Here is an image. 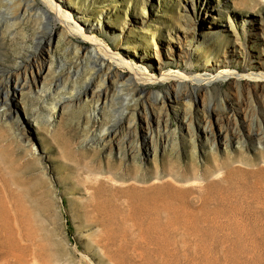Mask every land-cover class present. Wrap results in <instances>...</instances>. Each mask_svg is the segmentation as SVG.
Instances as JSON below:
<instances>
[{"label":"rangeland","instance_id":"1","mask_svg":"<svg viewBox=\"0 0 264 264\" xmlns=\"http://www.w3.org/2000/svg\"><path fill=\"white\" fill-rule=\"evenodd\" d=\"M50 1L150 73L229 74L175 108L49 29L47 0H0V264H264V94L236 100L264 0Z\"/></svg>","mask_w":264,"mask_h":264},{"label":"bare ground","instance_id":"2","mask_svg":"<svg viewBox=\"0 0 264 264\" xmlns=\"http://www.w3.org/2000/svg\"><path fill=\"white\" fill-rule=\"evenodd\" d=\"M47 1L51 4L50 9L47 8V10L44 11V9L42 8L41 10L45 12V18L47 19L46 25L49 27V29H53L54 24L56 26L58 24H60L61 28H62L61 33L63 34V36H67L69 33L70 34H77V35H81L85 40H89L90 43L93 44L91 47V53H92V58L95 61H97L99 63L101 62L104 66H106L107 62L105 59H108L109 61H111L110 64L108 63V66L110 68L114 67L116 69L117 66L127 68V70H128L127 76L128 77L125 78V82L126 81L132 82L134 84V86H136L137 88H139V84H146V83L147 84H155V83H158V84L166 83V84H168V89L166 88L167 90H165L166 91L165 95H163L161 92H155L154 98L156 101H160L162 103H167V104H169V102L172 101L173 103L176 104L175 108L180 103L183 104L184 102H186L187 104H190L191 100H193V98L195 96H198L199 90L205 91L211 95L212 91L209 87V85H210L209 83L223 77L224 75L228 76V74H229L226 72H220L216 76L214 75L211 78L201 79L198 81V84H194V83H191L190 78L181 77L179 75H176L177 72L174 73L175 75L172 73L161 72V69L163 67L162 62H160L158 67L155 66L154 70H153V71L156 70V71L160 72V74L150 73V71H147L145 68L141 69L134 62L124 58L121 55L114 53L112 50H110L108 47H106L102 42H100V40H98L96 37L86 36L85 30L89 31L88 28L84 30L82 27H70L69 23L71 22V17L64 13V11L61 9L60 5H56L54 3L52 4V2L50 0H47ZM186 38L188 39L189 36L187 35ZM52 41H53V34H51V36L48 40V46H51ZM187 47L190 49L196 50V51H200V52L202 50V46L199 44H194V45L188 44ZM74 53H75V55L79 54V49H76L74 51ZM188 55L190 56V58L193 57V55L191 53H189ZM245 78H246V80H248L245 83H239L238 81L233 82V83H236V85L239 83L238 85L240 87H239V92H238V98L236 100H238L241 103H243L244 99L246 98L247 91L248 92L252 91L254 93V95L258 94L259 92L264 94V76H261V75H257V76H253V77L245 76ZM251 82H253V84ZM207 83L209 85H206ZM185 87L192 89L194 91V93H192L191 95H186L184 92V89H183ZM102 89L105 90L106 87L102 86L101 90ZM124 98L122 101H125L126 98L125 99ZM184 105H186V104H184ZM213 110H214V112L216 111V112H219L220 114L223 113V114L228 115V113L230 111L229 110V101L222 100V99L218 100V108H213ZM260 173H263V172H260ZM98 191H100V189H98ZM105 205H106V202L103 201V203H98L96 205V208H98L99 211H103V210H105L104 209Z\"/></svg>","mask_w":264,"mask_h":264}]
</instances>
